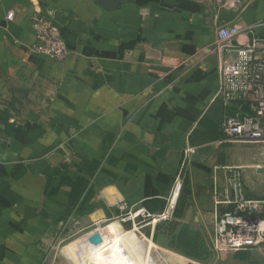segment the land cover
<instances>
[{
    "label": "crops",
    "instance_id": "obj_1",
    "mask_svg": "<svg viewBox=\"0 0 264 264\" xmlns=\"http://www.w3.org/2000/svg\"><path fill=\"white\" fill-rule=\"evenodd\" d=\"M222 1L0 0V264H37L56 226L167 213L178 176L171 213L205 235L218 169L235 167V145L219 144L234 110L216 97L215 31L238 24L240 42L264 39V0ZM47 12L61 62L32 29Z\"/></svg>",
    "mask_w": 264,
    "mask_h": 264
},
{
    "label": "built area",
    "instance_id": "obj_2",
    "mask_svg": "<svg viewBox=\"0 0 264 264\" xmlns=\"http://www.w3.org/2000/svg\"><path fill=\"white\" fill-rule=\"evenodd\" d=\"M222 3L225 8L236 11L241 9V0H226ZM31 22L36 39L42 45V53L57 62L64 60L67 55L65 43L60 36L59 27L52 13L37 14ZM243 33L244 29L238 24L220 26L215 31L212 53L216 60V97L224 108L234 110L233 114L225 115L222 119L221 131L224 138L219 141L220 145L264 143V39L251 35L248 40L240 42L238 39ZM195 153V149L190 147L184 150L180 174L189 170L191 159ZM218 171L221 172L220 175L224 180L223 186L221 188L215 186L212 192L215 212L218 208L221 209V206L228 204L236 205L235 210L245 208L247 202L244 201L243 183L238 170L223 167ZM180 188L181 176H178L167 200L168 208L173 194H176L171 211L175 207ZM129 215L132 218L147 216L154 219V217L160 218L163 214L150 215L141 208ZM224 217L225 221L222 222L221 230H219L221 244L215 247L219 252L224 251L228 246L230 249L236 250L245 245H251L255 242L253 241L254 233L264 232L262 223H246L238 218L228 217V214H224ZM229 220L239 222L246 228L259 224L261 230L246 231L243 228L236 231L229 224ZM224 224L228 226L227 243L224 242V236L221 235ZM258 242L260 241H256L255 244ZM216 244H218V240H216Z\"/></svg>",
    "mask_w": 264,
    "mask_h": 264
},
{
    "label": "rangeland",
    "instance_id": "obj_3",
    "mask_svg": "<svg viewBox=\"0 0 264 264\" xmlns=\"http://www.w3.org/2000/svg\"><path fill=\"white\" fill-rule=\"evenodd\" d=\"M230 145H235L231 153L235 167L230 168L237 169L240 173L246 207L235 210L236 205L228 204L221 206V209L218 208L217 212H212L211 221L206 224L208 230L206 229L204 236L190 231L187 226L178 224L175 216L170 213L172 208H169L167 213H163L167 215L166 218L165 216L157 218L156 223L155 217L154 219L147 216L132 218L129 215L131 213L128 214L125 211L123 216L95 225L54 227L53 231L36 243L37 264H71L63 252L64 248L80 242L86 234L103 229L113 222H117L123 232L130 233L136 230L134 233L144 247L149 242L153 245L150 251L153 264H264V232L254 233L253 241H260L256 244L253 242L236 250L228 246L222 252L215 248L221 244L219 230H221L222 222L225 221L224 214L246 223L259 222L264 225V143ZM256 225L259 227L257 230H261L259 224L251 227ZM223 226L221 235L227 243L228 226L225 224Z\"/></svg>",
    "mask_w": 264,
    "mask_h": 264
},
{
    "label": "bare ground",
    "instance_id": "obj_4",
    "mask_svg": "<svg viewBox=\"0 0 264 264\" xmlns=\"http://www.w3.org/2000/svg\"><path fill=\"white\" fill-rule=\"evenodd\" d=\"M176 194H173V199ZM171 200L170 207L174 205ZM165 215H161L163 218ZM160 217V218H161ZM155 217V222H157ZM229 224L236 231L243 228L246 231H254L258 225L246 228L234 220H229ZM136 230L126 233L122 231L117 222L109 223L103 229H97L83 236L80 242L69 245L63 252L68 257L71 264H153L151 250L153 245L149 242L143 246L134 233ZM97 233L101 241L97 245L89 242V237Z\"/></svg>",
    "mask_w": 264,
    "mask_h": 264
},
{
    "label": "water",
    "instance_id": "obj_5",
    "mask_svg": "<svg viewBox=\"0 0 264 264\" xmlns=\"http://www.w3.org/2000/svg\"><path fill=\"white\" fill-rule=\"evenodd\" d=\"M100 241H101V238L97 233H95L91 237H89V242L92 244L97 245L98 243H100Z\"/></svg>",
    "mask_w": 264,
    "mask_h": 264
}]
</instances>
